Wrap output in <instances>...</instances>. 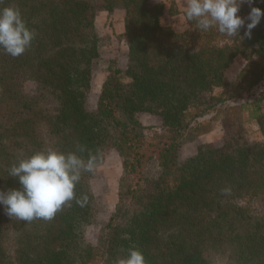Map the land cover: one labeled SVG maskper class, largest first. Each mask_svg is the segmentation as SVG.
<instances>
[{
	"label": "trees",
	"instance_id": "1",
	"mask_svg": "<svg viewBox=\"0 0 264 264\" xmlns=\"http://www.w3.org/2000/svg\"><path fill=\"white\" fill-rule=\"evenodd\" d=\"M8 6L19 9L35 39L19 57L0 50V189L19 188L12 164L48 148L96 157V166L75 187L77 199L88 198L83 207L73 199L51 220L25 222L0 206V264H115L130 248L147 264H264V213L249 205L264 206V96L254 93L264 81V18L250 38L246 24L227 37L186 16L187 29L177 32L162 23L165 4L150 0H0ZM252 6L264 10L262 0ZM118 8L126 12L128 66L108 63L90 111L102 58L96 19ZM249 12L245 2L238 15ZM238 57L248 63L229 82ZM30 83L35 90L27 91ZM244 95L249 102L234 104ZM140 113L162 118L155 142H146ZM250 122L262 137L255 144L242 138ZM217 125L222 147L180 160L184 144ZM110 148L122 158L119 201L89 243L98 201L91 180ZM153 159L160 170L147 178L142 169Z\"/></svg>",
	"mask_w": 264,
	"mask_h": 264
},
{
	"label": "clouds",
	"instance_id": "2",
	"mask_svg": "<svg viewBox=\"0 0 264 264\" xmlns=\"http://www.w3.org/2000/svg\"><path fill=\"white\" fill-rule=\"evenodd\" d=\"M247 2L250 12L247 17L238 15L242 4ZM264 2V0H262ZM256 0H186L185 16L195 21L202 31L216 28L219 33L231 37L240 35L245 26V36L251 37L252 30L264 18V10L254 7ZM35 39V32L29 28L19 9L0 8V50L12 57L21 56ZM78 151H83L78 147ZM96 157L85 161L76 152L63 153L48 148L19 159L9 169V176L16 178L19 188L0 189V206L11 218L31 222L34 219L51 220L58 211L73 199L81 207L87 203V196L77 199L75 187L81 173L92 172ZM115 264H147L144 254L137 248H130L125 258Z\"/></svg>",
	"mask_w": 264,
	"mask_h": 264
},
{
	"label": "rangeland",
	"instance_id": "3",
	"mask_svg": "<svg viewBox=\"0 0 264 264\" xmlns=\"http://www.w3.org/2000/svg\"><path fill=\"white\" fill-rule=\"evenodd\" d=\"M152 4L164 3L166 13L162 23L171 26L177 32H183L187 29L188 24L185 18L186 0H150ZM172 11L178 14L170 15ZM125 15L124 9L118 8L114 12L109 13L102 11L96 19V28L99 36L102 38V58L98 61L94 71L93 88L88 100V109L96 111L102 85L107 76V67L110 61H117L119 68L126 70L128 66V47L124 39L125 33ZM247 61L238 57L232 66L226 72V79L234 82L237 76L243 71L247 65ZM35 90L33 84L27 86V91ZM220 92V91H218ZM255 95L264 96V81L254 89ZM251 98L248 95L234 104H242L249 102ZM139 121L147 128L145 132L146 142H155L157 137L164 133L162 126V118L157 114L140 113ZM242 136L243 141L247 144H255L262 141L259 134V127L256 122H250L245 127ZM224 130L221 125H217L213 131L197 137L195 140L184 144L179 150V158L181 161L194 157L200 148L212 146L220 148L224 145ZM148 147H146V150ZM122 158L114 149L107 150L106 157L99 167L96 169V176L91 180L93 191L98 199L97 213L95 225L90 226L86 230L85 239L89 243H96L102 228L108 224L111 216L114 214L119 201V181L123 174L121 166ZM143 175L147 178H154L159 173V167L156 160H148L143 166ZM252 209L264 213V206L260 203H250Z\"/></svg>",
	"mask_w": 264,
	"mask_h": 264
},
{
	"label": "crops",
	"instance_id": "4",
	"mask_svg": "<svg viewBox=\"0 0 264 264\" xmlns=\"http://www.w3.org/2000/svg\"><path fill=\"white\" fill-rule=\"evenodd\" d=\"M121 166H122V161H121Z\"/></svg>",
	"mask_w": 264,
	"mask_h": 264
}]
</instances>
